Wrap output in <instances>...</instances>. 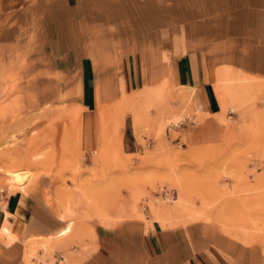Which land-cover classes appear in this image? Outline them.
<instances>
[{"label": "rangeland", "instance_id": "374dc122", "mask_svg": "<svg viewBox=\"0 0 264 264\" xmlns=\"http://www.w3.org/2000/svg\"><path fill=\"white\" fill-rule=\"evenodd\" d=\"M26 1L0 0V25ZM204 1L105 2L108 35L145 40L141 89L150 90H125L117 76L100 81L92 123L83 122L72 103L23 109L3 98L0 200L29 190L45 173L53 185L51 205L71 220L69 235L80 230L88 237L90 224L132 226L145 217L161 226L200 221L210 236L264 264V76L219 69L211 61L219 112L203 113L192 102L191 88L175 80L177 50L155 51L146 42L161 31L187 49V14L196 16ZM91 31L88 49L96 44ZM229 70L239 75L218 76ZM223 93L231 98L225 105ZM180 190L184 206L161 218L160 208L175 209Z\"/></svg>", "mask_w": 264, "mask_h": 264}, {"label": "crops", "instance_id": "0c3cea01", "mask_svg": "<svg viewBox=\"0 0 264 264\" xmlns=\"http://www.w3.org/2000/svg\"><path fill=\"white\" fill-rule=\"evenodd\" d=\"M106 1L19 4L0 25V102L4 98L23 109L72 103L81 110L82 121L92 123L100 81L117 76L125 90L141 89L145 40L108 35L111 28L102 10ZM198 10L196 16L187 14V49L172 37L163 38L161 31L146 42L155 51L177 50L175 80L191 88L200 111L214 114L220 97L211 61L216 60L219 69L264 76V0H209ZM88 27L96 39L89 49ZM229 74L238 73L229 70L218 76ZM228 98L223 93L221 105ZM52 186L42 173L29 190L1 195L0 226L8 213L12 237L0 235L5 238H0V264H259L248 250L241 252L238 245L210 236L200 221L161 226L145 217L132 226L90 224L88 237L80 230L69 235L71 220L51 205Z\"/></svg>", "mask_w": 264, "mask_h": 264}, {"label": "bare ground", "instance_id": "6f19581e", "mask_svg": "<svg viewBox=\"0 0 264 264\" xmlns=\"http://www.w3.org/2000/svg\"><path fill=\"white\" fill-rule=\"evenodd\" d=\"M180 192H181L180 193L181 195L179 196V200L176 201V204H175V209H174L175 211L174 210H172V211L171 210H168V209H166L164 207L160 208V210L163 213V218H165L166 215L169 216L170 212H173V213L175 212L177 214V212L180 210V207L182 208V206H184V204H185V201H184V198H183L184 195L182 194V190H180ZM133 195H134V198H135V196H137L138 193H133ZM133 195H131V196H133ZM135 199L138 200L137 198H135ZM132 205L136 206L135 203H133ZM153 205L154 206H158L156 204H153ZM8 218H9V216H8V213H7V217L5 218L3 224L0 226V235L7 236V237L10 238V237H12V235H11V232L9 231V229H8L9 228V226H8Z\"/></svg>", "mask_w": 264, "mask_h": 264}, {"label": "built area", "instance_id": "2783aa9c", "mask_svg": "<svg viewBox=\"0 0 264 264\" xmlns=\"http://www.w3.org/2000/svg\"><path fill=\"white\" fill-rule=\"evenodd\" d=\"M2 194V193H1Z\"/></svg>", "mask_w": 264, "mask_h": 264}]
</instances>
